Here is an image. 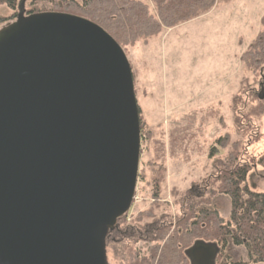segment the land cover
Here are the masks:
<instances>
[{"label":"water","instance_id":"water-1","mask_svg":"<svg viewBox=\"0 0 264 264\" xmlns=\"http://www.w3.org/2000/svg\"><path fill=\"white\" fill-rule=\"evenodd\" d=\"M25 1L0 28V264H107L138 173L131 68L95 23L25 15ZM218 253L202 240L185 250L190 264Z\"/></svg>","mask_w":264,"mask_h":264},{"label":"rangeland","instance_id":"rangeland-1","mask_svg":"<svg viewBox=\"0 0 264 264\" xmlns=\"http://www.w3.org/2000/svg\"><path fill=\"white\" fill-rule=\"evenodd\" d=\"M263 14L264 0H231L166 30L147 45L125 49L142 128L127 223L154 202V191L159 204H168L175 214L174 194L213 177L232 143L241 142L242 160L254 162L263 154L264 115H254V110L264 86L240 61L260 29ZM225 135L226 148L220 144ZM245 184L251 192L264 194V169L252 168ZM215 198L220 215L227 219L228 199ZM124 245L105 247L107 264H127ZM227 252L233 261L246 257L240 247L230 246Z\"/></svg>","mask_w":264,"mask_h":264},{"label":"trees","instance_id":"trees-1","mask_svg":"<svg viewBox=\"0 0 264 264\" xmlns=\"http://www.w3.org/2000/svg\"><path fill=\"white\" fill-rule=\"evenodd\" d=\"M19 1L0 0V27L16 19ZM148 1L149 5L137 0H30L25 14L60 12L85 18L101 27L125 51L137 44L147 45L166 30L198 19L217 4L231 0ZM240 61L264 86V14L258 33ZM254 115H264V99H258ZM240 143L230 145L221 169L213 177L183 194H174L175 214L168 204H159V195L154 191V202L130 223L126 215L116 221L105 246L126 243L123 249L127 264H190L185 250L202 240L218 245L216 264H264V194L251 192L245 184L252 168L264 169V152L254 162L242 160ZM220 144L226 148L227 135ZM217 196L229 201L227 219L220 215ZM230 246L243 248L245 259L233 261L227 252Z\"/></svg>","mask_w":264,"mask_h":264},{"label":"flooded vegetation","instance_id":"flooded-vegetation-1","mask_svg":"<svg viewBox=\"0 0 264 264\" xmlns=\"http://www.w3.org/2000/svg\"><path fill=\"white\" fill-rule=\"evenodd\" d=\"M26 12H24V14H25ZM26 15V14H25ZM28 15V14H27ZM262 93H264V90H262Z\"/></svg>","mask_w":264,"mask_h":264}]
</instances>
